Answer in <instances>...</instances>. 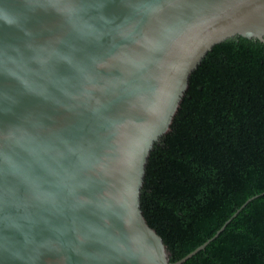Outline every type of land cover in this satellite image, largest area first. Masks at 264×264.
<instances>
[{"label":"water","instance_id":"obj_1","mask_svg":"<svg viewBox=\"0 0 264 264\" xmlns=\"http://www.w3.org/2000/svg\"><path fill=\"white\" fill-rule=\"evenodd\" d=\"M264 42V0H0V264L171 261L148 155L212 47Z\"/></svg>","mask_w":264,"mask_h":264},{"label":"trees","instance_id":"obj_2","mask_svg":"<svg viewBox=\"0 0 264 264\" xmlns=\"http://www.w3.org/2000/svg\"><path fill=\"white\" fill-rule=\"evenodd\" d=\"M140 205L171 261L212 238L183 264H264V42L223 40L191 72Z\"/></svg>","mask_w":264,"mask_h":264}]
</instances>
